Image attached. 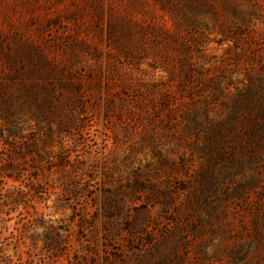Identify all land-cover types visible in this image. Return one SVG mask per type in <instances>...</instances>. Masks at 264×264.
<instances>
[{
    "label": "rangeland",
    "instance_id": "obj_1",
    "mask_svg": "<svg viewBox=\"0 0 264 264\" xmlns=\"http://www.w3.org/2000/svg\"><path fill=\"white\" fill-rule=\"evenodd\" d=\"M156 1L0 0V264H264V0Z\"/></svg>",
    "mask_w": 264,
    "mask_h": 264
},
{
    "label": "trees",
    "instance_id": "obj_2",
    "mask_svg": "<svg viewBox=\"0 0 264 264\" xmlns=\"http://www.w3.org/2000/svg\"><path fill=\"white\" fill-rule=\"evenodd\" d=\"M156 2L161 5L162 9H168V7L165 8V6L169 4V2H166L165 0H157ZM173 5L174 7H171V9H173L172 11L176 15V18H172L175 21V30H179L180 26L182 27L183 25L192 24L196 27L200 25L195 18L187 14V11H196L202 8L201 4L196 0H180L178 3ZM175 15L173 14V17ZM164 32L165 34H168L171 30L164 29ZM194 43L191 48L200 45L198 40H194ZM178 50L181 55V58L179 59L181 73L188 82H193L196 76L200 73L196 72L192 66L190 60V56L192 55V53H190L191 49H189L187 45H183L179 46ZM199 54L200 52H198V55ZM164 99L166 101L168 96L166 95ZM233 105L237 108L245 107L250 113L254 114L248 121L250 128L246 132L247 144L244 149L248 150V153L246 154L250 158L249 162H262L264 160V98L257 97L255 94H238ZM245 167L246 166L244 164L241 165V169H245Z\"/></svg>",
    "mask_w": 264,
    "mask_h": 264
}]
</instances>
